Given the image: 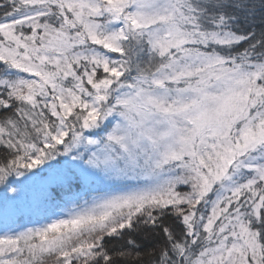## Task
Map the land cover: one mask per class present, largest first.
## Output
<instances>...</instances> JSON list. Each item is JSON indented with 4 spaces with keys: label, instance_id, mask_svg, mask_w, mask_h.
Listing matches in <instances>:
<instances>
[{
    "label": "snow or ice",
    "instance_id": "obj_1",
    "mask_svg": "<svg viewBox=\"0 0 264 264\" xmlns=\"http://www.w3.org/2000/svg\"><path fill=\"white\" fill-rule=\"evenodd\" d=\"M0 264H264V0H0Z\"/></svg>",
    "mask_w": 264,
    "mask_h": 264
}]
</instances>
